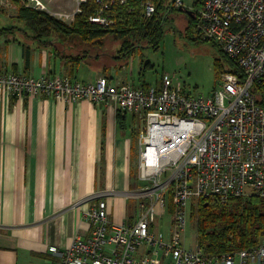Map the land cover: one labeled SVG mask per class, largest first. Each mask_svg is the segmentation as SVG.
Listing matches in <instances>:
<instances>
[{"label":"built area","instance_id":"built-area-1","mask_svg":"<svg viewBox=\"0 0 264 264\" xmlns=\"http://www.w3.org/2000/svg\"><path fill=\"white\" fill-rule=\"evenodd\" d=\"M30 1L33 9L45 11L40 0ZM128 2L74 0L73 13L60 18L73 22L91 6L87 21L107 29L114 24L112 8ZM183 7L182 0L166 1L169 11ZM138 8L140 19H151L154 0H140ZM195 12V34L239 70L223 72L218 89L208 96L190 95L166 74L158 86L142 88L111 85L105 77L86 84L60 76L0 73V98L111 104L140 123L136 177L144 188L134 197L135 219L115 224L102 195L89 196L88 237H75L63 250L49 247V264H264V235L255 247L220 256L187 248L181 239L198 200H264V110L253 93L254 84L264 86V0H202ZM164 215L171 216L167 236L154 230L156 218Z\"/></svg>","mask_w":264,"mask_h":264},{"label":"crops","instance_id":"crops-1","mask_svg":"<svg viewBox=\"0 0 264 264\" xmlns=\"http://www.w3.org/2000/svg\"><path fill=\"white\" fill-rule=\"evenodd\" d=\"M14 38L0 39V73L86 84L105 77L111 85L150 86L133 80L124 60L105 69L85 62L74 66L52 47ZM139 130L135 116L111 104L2 96L0 264H49V247L63 250L75 237L87 238L85 213L92 202L86 199L94 194L102 195L110 221L130 223L129 208L144 188L136 177Z\"/></svg>","mask_w":264,"mask_h":264},{"label":"trees","instance_id":"trees-1","mask_svg":"<svg viewBox=\"0 0 264 264\" xmlns=\"http://www.w3.org/2000/svg\"><path fill=\"white\" fill-rule=\"evenodd\" d=\"M11 1L17 7L16 20L20 26L0 28V39L17 37L28 39L38 47H52L61 60L74 66L86 61L69 54L70 50L80 47L100 49L107 37L120 43L117 56L127 63L136 48L156 50L165 37L166 27L171 25L172 12L166 9L167 0H154L155 13L148 20L139 17L140 0L115 6L110 14L114 24L107 29L87 21L93 13L91 6L84 7L72 23L66 24L46 12L22 6L19 0ZM188 16L193 19V13ZM15 31L21 36L14 35ZM213 67L218 78L225 71L239 74L235 63L223 54L221 60L214 61ZM253 93L256 105L264 110V86L254 84ZM192 207H198L196 245L205 255L220 256L255 247L264 235V200L257 196L231 198L225 202L198 200Z\"/></svg>","mask_w":264,"mask_h":264},{"label":"rangeland","instance_id":"rangeland-1","mask_svg":"<svg viewBox=\"0 0 264 264\" xmlns=\"http://www.w3.org/2000/svg\"><path fill=\"white\" fill-rule=\"evenodd\" d=\"M24 7H30V0H19ZM49 15L61 21L60 16L72 14L75 8L74 0H40ZM186 11L195 12L201 5L202 0H182ZM175 11V12H173ZM171 28L166 27L165 37L159 43L156 50L147 47L136 48L127 61L126 73L132 75L133 80L139 79L151 86H158L163 75L173 78L174 83L190 95L208 96L218 89L220 83L218 74L213 67L215 60L222 59V53L210 42L201 40L194 32L195 13L193 19L183 11L171 10ZM17 7L11 0H0V28L5 26H20L17 23ZM63 21V20H62ZM66 24L72 22L63 21ZM20 37L18 31L13 32ZM9 39H13L10 37ZM119 42L112 37H107L103 47H80L70 50L69 54L82 58L87 64L100 65L104 69L120 63L118 59ZM60 49V48H59ZM117 56V57H115ZM118 59V60H117ZM125 65L122 64L121 67ZM225 67L226 65L223 64ZM113 67V66H111ZM237 68V67H236ZM116 69V68H114ZM238 70V68H237ZM236 70V71H237ZM223 73V72H222ZM221 76V75H220ZM219 76V77H220ZM139 77V78H138ZM138 131V129L136 128ZM137 202H133L129 208V221L134 220V208ZM198 208V207H197ZM197 208L189 210L185 231L181 233L183 244L187 248H196V214ZM172 229L171 216L157 217L154 230L166 231Z\"/></svg>","mask_w":264,"mask_h":264},{"label":"water","instance_id":"water-1","mask_svg":"<svg viewBox=\"0 0 264 264\" xmlns=\"http://www.w3.org/2000/svg\"><path fill=\"white\" fill-rule=\"evenodd\" d=\"M179 11H183V12H185V13L188 14V15H191V13H192V12H190V11H186V10L183 9V8L179 9Z\"/></svg>","mask_w":264,"mask_h":264}]
</instances>
